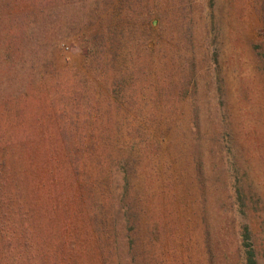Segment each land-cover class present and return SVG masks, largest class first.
Here are the masks:
<instances>
[{"label": "rangeland", "instance_id": "1", "mask_svg": "<svg viewBox=\"0 0 264 264\" xmlns=\"http://www.w3.org/2000/svg\"><path fill=\"white\" fill-rule=\"evenodd\" d=\"M10 1L11 15L0 0L5 264L29 255L15 155L36 140L42 96L89 114L90 141L106 142L100 161L121 160L110 174L131 183L145 264H244L245 244L264 264V0ZM76 117L56 118L68 142Z\"/></svg>", "mask_w": 264, "mask_h": 264}, {"label": "trees", "instance_id": "2", "mask_svg": "<svg viewBox=\"0 0 264 264\" xmlns=\"http://www.w3.org/2000/svg\"><path fill=\"white\" fill-rule=\"evenodd\" d=\"M3 2L9 15L14 13L17 5L10 0ZM3 56L9 60L11 53L5 52ZM117 85L113 84L110 90L114 102H119L120 97ZM47 98L41 97L45 108L36 140L21 142L15 155L21 164L16 177L22 181L21 193L29 212L28 228L20 232L30 240L26 246L28 257H21L15 264H145L150 261L142 251L145 248L134 244L138 238L139 212L131 183L124 171L121 185L120 176L110 174L121 160H113L112 164L100 161L106 142L90 141L93 128H88V123L93 118L89 114L68 113L64 108L57 111L53 101ZM68 101L73 103L72 94ZM63 105L69 107L67 103ZM1 115L5 121L7 114ZM67 115L77 116L81 125L79 133L73 134L69 142V128L60 134L56 121ZM10 122L12 126L19 125L17 119ZM196 125L201 130L198 121ZM9 194L15 192L7 191L5 196ZM12 229V233H17L18 228ZM254 233L255 229L247 223L242 238L250 239ZM245 245L244 264H259L256 244ZM7 252L11 248L0 237V254ZM0 264H5L1 255Z\"/></svg>", "mask_w": 264, "mask_h": 264}]
</instances>
